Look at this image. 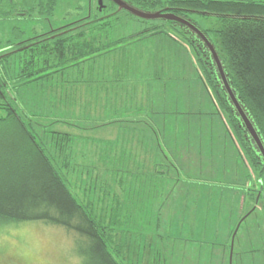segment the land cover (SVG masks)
I'll use <instances>...</instances> for the list:
<instances>
[{"label": "rangeland", "instance_id": "1", "mask_svg": "<svg viewBox=\"0 0 264 264\" xmlns=\"http://www.w3.org/2000/svg\"><path fill=\"white\" fill-rule=\"evenodd\" d=\"M2 1L0 58L13 45L19 46L49 32L64 30L80 20L104 19L109 15L104 11L106 0H103L102 10L100 0H55L54 8L49 7L53 0H33V8H29L31 6L25 0H11L12 6L1 4ZM115 6L117 14L106 20L108 29L100 34L96 32L99 34L97 41L106 43V49L96 60L98 65L92 68H116L122 72L133 68L143 74L141 69L151 68L154 64L158 69L162 67L161 54L152 53L155 47L167 45L166 48H170L167 53L172 55L168 64L172 74L162 76L157 72L156 77L136 76V120L145 123L136 131L138 134L151 132L154 136L146 142L149 146L147 159H155L152 152L151 156L148 154L149 149H156L157 167L154 172L144 175L153 176L155 186L151 188V197H147L138 185L130 187L131 176L135 174L87 172L83 167L89 169L94 165L88 167L86 162H97V166L104 163L91 158L81 159L78 150H73L74 160L70 165H63L67 158L63 156L64 150H60L59 145H51L47 136L52 135H45V132L53 131H48L49 126L45 125L48 123L43 119L39 121L41 125L37 122L41 127L36 128L40 138L48 140L49 150L53 153L50 157L57 170L78 202L97 216L100 227L115 228L117 225L116 231L112 232L115 244L105 239L119 264H264V177L252 165L230 118L202 75L204 69L199 55L178 30L162 23L165 21L138 20L126 11L119 12ZM190 19L201 30L209 32L220 50L221 43L214 37V31L221 24L220 18L193 14ZM103 23L90 25L79 32L89 33L93 27L95 32ZM160 25H163L160 29L163 33L148 31ZM88 33L86 39H90ZM117 40L116 45H109ZM132 44L136 45V55L128 51L121 53ZM108 47H112L108 50H114L109 51L110 54ZM186 54L192 62L191 67L186 63ZM30 56V51L12 55L8 64L10 69L17 72L18 62ZM46 56L43 55L45 59ZM88 66L89 63H82L77 69ZM74 70H67V75L59 80L53 78L45 83H32L13 93L18 107L26 110L23 104L34 105L39 100L46 117L47 111L55 107L50 94H53L56 81H71L76 74L72 72ZM75 80L77 84L83 81L77 76ZM164 80H169L166 85ZM36 85H40L39 90ZM183 103L187 110L179 108L184 106ZM200 103H203L202 109ZM76 127L84 130L83 126ZM142 142H136L137 147H141ZM66 143V147L71 146L69 141ZM132 192L143 198L134 206L133 220L130 215H118L121 220H113L116 219L114 214L109 215L108 211L106 214V209L112 211L115 205H103V202L131 197ZM77 240V235L66 228L42 222L6 224L0 226V264H82L72 252Z\"/></svg>", "mask_w": 264, "mask_h": 264}, {"label": "trees", "instance_id": "2", "mask_svg": "<svg viewBox=\"0 0 264 264\" xmlns=\"http://www.w3.org/2000/svg\"><path fill=\"white\" fill-rule=\"evenodd\" d=\"M10 1L3 0L1 4L12 6L13 3ZM25 1L31 6L29 8L34 7L33 0ZM124 1L152 12L164 8H176V11L196 10L241 17H219L221 24L214 31V37L221 43L220 50L209 32L204 31V33L215 44L226 66L233 89L240 102L247 107L264 140V19H257L264 18V0ZM49 7H55V0L50 1ZM104 11L109 12L108 17L104 19L95 17L80 20L64 30L49 32L45 36L28 40L19 46L13 45L4 51V56L0 58V226L10 223L42 222L66 228L77 235L76 249L84 258L85 264H119L110 252L105 239L107 238L109 242L112 240L111 243L115 244L112 232L116 231V228L107 227V229L105 225L100 227L97 216L94 215V217L92 212L78 202L51 159L52 151H50L51 146L48 145V140L50 139L51 145L63 147L67 144L68 137L58 136L55 132H45V135L51 133L52 136H47L48 140L45 139L47 143L42 140L36 128L38 125L36 119L18 107L13 93L27 88L32 83H45L49 79H59L67 70L77 69L82 63L98 60L106 49L104 47L106 43L97 41V38L100 31L108 29L106 20L117 14V7L106 0ZM181 13L188 19L193 15ZM100 22L104 23L101 28H96L95 32L94 27L89 33L79 32ZM170 25L179 31L199 55L204 69L201 71L202 75L218 97L220 107L230 118L252 165L264 177V162L247 138L245 130L240 127V121L232 112L210 56L195 36L175 24ZM162 26H154L148 31L159 30L157 34L163 33L160 31ZM87 33L90 39H86ZM117 42L119 40L115 43L110 42L109 45H112L111 43L116 45ZM109 48L111 47L107 50ZM14 49L17 50L14 51ZM25 51L31 52L30 58L20 60L18 71H12L9 67V59L12 55ZM43 55H47L48 58L45 59ZM49 70L51 72H48ZM142 173H136V185L148 194L147 197H151L149 194L151 188L155 186V179L153 176H145L144 172ZM105 228L108 236L105 234Z\"/></svg>", "mask_w": 264, "mask_h": 264}, {"label": "crops", "instance_id": "3", "mask_svg": "<svg viewBox=\"0 0 264 264\" xmlns=\"http://www.w3.org/2000/svg\"><path fill=\"white\" fill-rule=\"evenodd\" d=\"M167 43L169 44V41ZM134 45L132 44L127 47V50L123 48L124 50L121 53L128 51L131 55H136V45ZM166 47L167 45L163 47L157 46L154 48V52H152L154 54L158 52L161 54L163 57L161 59L162 67L158 69L157 64H154L151 68L141 69L144 71L143 74L142 71L136 72L133 68L126 72H122L116 68H92L98 65L97 61L89 63L90 66L83 70L76 69L72 71L76 72V74L71 81H56L53 94H50V97L52 96L50 99L51 103L55 107L52 106L51 110L47 111L46 117L42 114L41 109H43V104L39 100L34 105L32 103L30 105H22L26 108L25 111L33 116L38 123L46 119L48 124L45 125L49 126L48 131H53L58 136L68 137L66 140L67 142L69 141L68 144H71V146L59 147L60 150H64L63 156L67 157L64 159L63 165L69 166L74 160L73 150H78L81 159L91 158L92 160L99 161V163H104L103 166H97L95 164L97 162L91 164L86 162L85 165L88 167L89 165H94L89 169L83 167L87 172L110 174L115 171L135 174L134 177L131 176L133 180V182H130L131 188L132 186L133 188L136 187V173H152L155 171L157 167L156 150L153 148L149 149L150 154L148 156H151L153 153L152 156L155 159H147V149L149 146L146 143L147 140L154 139V136L150 134L151 132L138 134L136 131L139 125L145 124L136 120V76H140L141 74V76L144 75L145 77H156L157 72H161L162 76L172 74L173 70L171 71L168 67L172 55L167 53L170 48L167 49L168 47ZM111 50H107V52L109 53ZM167 56L169 59H167ZM185 59L187 60L186 63L191 67L192 62H190L188 54L185 55ZM180 70L183 74L184 70L182 67H180ZM66 73L62 74V76L65 77ZM76 76L83 79L80 84H77L75 80ZM167 81L169 80L163 81L165 85L168 83ZM39 86L36 85L37 90H39ZM44 90H46V87ZM36 104V108L33 107ZM26 105L28 106L26 107ZM196 106L198 105L196 104ZM183 107L181 105L179 108L181 110L188 109L186 104ZM138 108L143 109V107ZM199 108H203V103H200ZM39 125H36V127H41ZM79 125L83 126L84 130L76 127ZM73 135H75V138H73ZM73 139L75 142H73ZM139 141H143L141 147H137L136 142ZM73 143L76 148H73ZM79 161L83 163L82 160ZM140 200H143V198L136 197V193L132 192L131 197H117L114 201L107 200L102 204L115 205L112 211L109 209L105 211L106 214L108 211L109 215L114 214L116 216V219L113 220H121L120 217H123V215L128 217L130 215V220H133L136 212L134 206H136L137 201L140 203ZM111 218L112 216L109 219ZM124 220H127V218H124ZM115 228H117V225ZM76 248V246L73 248V254H75L76 258L81 259L82 264H85L84 258L78 253Z\"/></svg>", "mask_w": 264, "mask_h": 264}, {"label": "water", "instance_id": "4", "mask_svg": "<svg viewBox=\"0 0 264 264\" xmlns=\"http://www.w3.org/2000/svg\"><path fill=\"white\" fill-rule=\"evenodd\" d=\"M115 5L118 6V11H126L129 14L145 20V21H165V22H174L175 25L179 26L182 29H185L187 33L192 36L197 37L207 48L211 55V60L213 62L214 67L216 68V72L218 74V80L222 86V90L227 95V100L232 107V112L236 116V118L240 121V127L245 130L247 138L250 140L252 146H254L255 151L262 158L264 162V140L255 125L253 119L250 116V113L247 110V107L243 105L235 90L233 89L229 74L227 73L226 66L224 65L220 54L215 46V44L211 41V39L201 30L195 23H193L192 19H187L185 17H179L175 13L169 12L168 9L150 12L145 11L140 8H137L124 0H110ZM99 5L101 6V10L104 8L103 0L99 1ZM185 13L191 14H200L203 16H215V17H228V18H241L239 16L232 15H218L215 13L205 12V11H196V10H179ZM245 19V17H243ZM250 19V18H246ZM264 19V18H257Z\"/></svg>", "mask_w": 264, "mask_h": 264}, {"label": "flooded vegetation", "instance_id": "5", "mask_svg": "<svg viewBox=\"0 0 264 264\" xmlns=\"http://www.w3.org/2000/svg\"><path fill=\"white\" fill-rule=\"evenodd\" d=\"M110 1V0H109ZM111 2V1H110ZM113 3V2H112ZM114 4V3H113ZM115 5V4H114ZM165 9H169V12H172V13H175L177 16L179 17H185L187 18V16H184L183 13L179 12V11H176L177 9L176 8H165ZM188 19V18H187ZM166 23H170V24H175L174 22H166ZM197 38V37H196ZM198 42H200V45L202 46V48L205 50V52L210 56L211 58V55L209 53V51L207 50V48L205 47V45L197 38ZM199 45V46H200ZM217 73V72H216Z\"/></svg>", "mask_w": 264, "mask_h": 264}]
</instances>
